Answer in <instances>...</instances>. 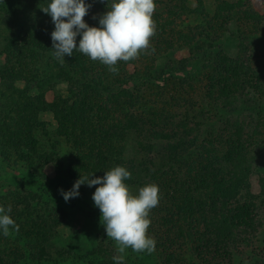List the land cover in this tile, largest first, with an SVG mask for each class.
I'll return each mask as SVG.
<instances>
[{"label": "rangeland", "instance_id": "obj_1", "mask_svg": "<svg viewBox=\"0 0 264 264\" xmlns=\"http://www.w3.org/2000/svg\"><path fill=\"white\" fill-rule=\"evenodd\" d=\"M114 2L116 0H85V4L90 5L85 23L93 27ZM50 3L51 0H0V72L3 77L8 76L7 69L14 66V59L7 64L5 58L10 57L17 45L13 40H18L22 32L31 34V28L41 26L40 29H45L51 37L54 22L41 16V9ZM154 3L155 34L150 38L149 48L136 59L118 61L115 65L118 73L111 76L109 67L90 58L86 61L85 73L72 74L67 68L63 70L72 80L80 79L79 85L104 74L111 78L110 81L113 79L116 90L119 87L130 91L137 89L144 104L139 111L154 113L156 119H162L157 122L160 123L157 135L169 137L179 133L177 135L186 142L194 138V143L187 142L196 143L188 151L190 154L227 152L235 160L226 167L234 172L238 168L233 166L235 164L247 166V176L240 186L247 190L240 195L250 201V225L230 228L227 242L213 248L212 235L204 220L197 213L184 217L177 201L172 203V199L159 194L158 205L149 211L151 223L147 230V235L156 242L155 251L137 253L127 248L120 253L117 242L107 237L101 223L102 213L93 200L96 185L92 188L82 184L79 195L67 202L61 194V190H71L77 181L69 179L66 173L71 172L69 163L73 156L86 151L76 143L80 137L78 143L82 145L86 140L81 137L89 130L77 129L66 137L62 135L55 119L59 111L55 100L59 97L68 100L65 83L56 84V77L64 65L56 69L54 60L48 61L51 56L42 54L35 67H28V73L31 75L34 70L35 75V78L28 77L29 84L21 80L9 81L16 90L29 88L30 96H43L46 111L37 116L39 126L33 135L35 150L22 151L28 162L13 152H8V162L0 156V207L6 212L11 207L7 214L15 224L19 219H26L29 223L26 229L32 226L31 220L41 217L48 226V235L28 237L27 232L10 227V234H3L0 242L6 263L118 264L113 257L123 255L122 264H264V0H154ZM23 11L27 14L22 15ZM47 21L51 25L46 26ZM8 22L14 29L4 26ZM81 38L78 35L76 40ZM220 57L229 59V71L236 73L234 78L225 74L226 94L210 84L219 73L225 72L217 67ZM15 70L22 71L16 67ZM42 78L55 86L48 89L46 84H39L37 80ZM116 79L119 84L114 82ZM7 83L0 75V108L5 106L1 88ZM111 109L115 110V117L128 112L124 104L118 108L122 112L114 107ZM79 132L84 136H77ZM144 136L148 143L144 142ZM154 138L143 133L136 141L141 148L135 145L133 135L122 143L121 157L125 163L122 167L129 171L130 162L137 164L145 157H161L165 164L162 163L160 172L167 176L158 178L156 185L166 184L167 180H181L182 173L166 164L169 146L153 141ZM40 156H47L49 160L40 162ZM133 173L143 175L135 169ZM126 186L130 194L138 195L139 189ZM199 195L196 201L203 202L202 191ZM33 197L34 201L28 200ZM24 198L29 202L28 207L18 204L24 202ZM163 252L173 255L172 261H166Z\"/></svg>", "mask_w": 264, "mask_h": 264}, {"label": "trees", "instance_id": "obj_2", "mask_svg": "<svg viewBox=\"0 0 264 264\" xmlns=\"http://www.w3.org/2000/svg\"><path fill=\"white\" fill-rule=\"evenodd\" d=\"M8 12L11 13V10L9 9ZM26 14L23 11L22 15ZM42 15H44L46 20L52 19L49 14L43 11ZM47 25H51L49 21L46 22ZM4 26L14 29V25L9 22L4 23ZM40 27H36L34 30L31 28V34L22 32L18 40L11 39L17 45L14 46L9 54L10 57H6L5 60L8 64L14 59V66L12 65L10 66L11 69H7L6 73L8 76L3 77L2 72H0L1 79L8 81L5 88H1L3 92L1 98L5 101V106L0 108V156L5 162H8V152H13L15 156L22 157V161L28 162V157H23L24 153L22 151L33 152L35 150L36 142L33 135L34 130L39 126L37 116L39 112L46 111L43 96L42 98L39 94L30 96L28 93L29 88L16 90L9 81L21 80L25 84H29L30 80L28 77L35 78V75L34 70L31 75L28 73V67L31 69L35 67V63L40 61L39 55L49 54L51 59H48V61L54 60V63H52L53 66L56 65V69H59L60 64L64 65L59 70L60 75L56 77V84L62 81L65 83L68 100L66 101L62 97L55 100L59 106L55 119H57L58 126L63 131L62 135L66 137L71 133H75L77 129L82 131L83 128H88L89 130L86 132L85 137H81L86 140L82 145L78 143L80 137L77 140L76 144L78 147H83L86 151L80 156L74 154V158L69 163L71 166L69 171L71 172L66 173L69 179L78 180L81 177H90L92 174L93 176L90 178H102L105 172L125 164L123 157H121V152L123 153L124 150L121 144L133 135L135 145L141 148V145L136 141L143 133H147L148 136L153 135L155 137L153 141H161L169 146V150L165 155L167 156L166 164L169 163L170 166H174L177 173H182L181 180L177 179V182L175 181L176 179L167 180L166 184L162 183V185H159V194H164L166 199H172L170 201L172 203L177 201L180 213L184 217L197 213L210 229L212 235L211 246L213 248H217L218 245L227 242L231 235L230 228L234 229L236 226L250 225L248 204L250 201L245 195H240L241 192L247 190L240 187L242 184L241 180L247 176V166L243 167L235 164L233 166L238 168L234 172V169L231 170L226 167V164L232 165L233 160H235L231 159L227 152H216L212 155H209L211 151L208 154H190L188 151L196 145V143L194 145L189 144L196 141L194 138L189 139L187 141L189 143H187L177 135L179 133L169 137L157 135V130H160L159 125H157L160 123L157 122H161L162 119H156L155 116L157 115L154 113L147 114L142 110L139 111L140 106L143 104V97L137 89L130 91L119 87L116 90L114 83L112 84L113 79L110 81L111 78L106 77L104 74L91 78L90 81L85 80L82 85H79L80 79L72 80L70 76L65 74L63 69L67 68L72 74L85 73L87 72L86 61L90 57L74 49L72 56L66 55L63 63L60 60L55 61L52 38L49 37L45 29H40ZM93 27H100L99 22L95 23ZM33 31L34 35L32 34ZM78 45L79 41H77V47ZM220 58L217 62L221 67H217L219 69L222 68L225 72L219 73L210 84L218 92L226 94L225 74L234 78L236 73L229 71V59ZM57 62H60L59 65ZM15 67L17 69L21 68L22 71L20 70L19 73L15 70ZM234 67L236 66L234 65ZM109 74L112 76V72ZM37 82L39 84L43 83V85L46 84L48 89H52L55 86L54 83H49L43 78L37 80ZM114 82L119 84L120 81L117 83L116 79ZM37 89L36 91L39 92L40 88ZM122 104L128 108V112L117 115V117L113 116L115 110H112L111 107L116 108L120 112L121 110L118 108ZM9 113H12L13 117H10ZM123 120L125 123H122ZM178 129H181V127ZM77 136H84V133L79 132ZM145 137L147 138V136H144V142L148 143ZM210 145L212 146V143ZM200 146L199 144L198 147ZM216 154H220L221 157ZM193 157L196 158L193 159ZM160 158L145 157L139 160L137 164L135 162L128 163L131 177L125 179L124 183L137 189L145 185H156L158 178L162 179L167 176L165 172H160L162 163L165 164V159ZM182 159L186 161L183 162ZM45 160H49V157L40 156V162H45ZM133 169L139 170L143 175L140 176L137 173H133ZM171 176L175 175L172 174ZM85 186L88 185L85 184ZM94 187L92 186L96 190L99 185ZM199 191H202L203 202L196 201V199L200 198ZM25 200L24 198V202L18 204L28 207L29 202H25ZM28 200L34 201L35 199L33 197ZM201 214H205V216ZM16 223L19 225V230L27 232L28 237L48 235V231H46L48 226L39 216H36L35 220L30 221L33 226L30 229H26L29 224L26 219H19ZM3 238V231L0 230V242ZM163 254L166 261H172L173 255H166L165 252ZM9 255L15 256L11 252H9ZM4 258L5 254L0 251V264H8L3 261ZM15 258H17V255ZM16 260L18 262L19 258Z\"/></svg>", "mask_w": 264, "mask_h": 264}, {"label": "clouds", "instance_id": "obj_3", "mask_svg": "<svg viewBox=\"0 0 264 264\" xmlns=\"http://www.w3.org/2000/svg\"><path fill=\"white\" fill-rule=\"evenodd\" d=\"M90 5L85 0H51L41 10L49 14L55 25L51 33L54 56L64 62L65 56H72L76 49L91 60H99L109 66L112 73H118L115 67L118 61L136 59L149 48L150 38L155 34L152 19L156 5L154 0H116L100 19V27H90L84 17ZM95 18V17H94ZM79 40L77 47V36ZM93 174L90 176L92 177ZM81 177L71 190H61L65 201L79 195L82 184L89 187L99 185L93 194L95 206L101 213V223L105 226L107 237L118 244V251L124 253L131 248L137 253L155 251L156 242L147 235L151 223L149 211L159 203V188L155 184L139 189L138 195L130 194L124 183L131 177L125 167L116 166L105 175L97 178ZM0 207V230L5 236L10 234V227L19 231V225ZM122 264L124 256L113 257Z\"/></svg>", "mask_w": 264, "mask_h": 264}]
</instances>
